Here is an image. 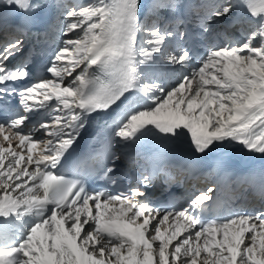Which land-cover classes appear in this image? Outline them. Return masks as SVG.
Here are the masks:
<instances>
[{
    "label": "snow or ice",
    "instance_id": "obj_1",
    "mask_svg": "<svg viewBox=\"0 0 264 264\" xmlns=\"http://www.w3.org/2000/svg\"><path fill=\"white\" fill-rule=\"evenodd\" d=\"M236 152L264 157V0H0V264H264Z\"/></svg>",
    "mask_w": 264,
    "mask_h": 264
},
{
    "label": "bare ground",
    "instance_id": "obj_2",
    "mask_svg": "<svg viewBox=\"0 0 264 264\" xmlns=\"http://www.w3.org/2000/svg\"><path fill=\"white\" fill-rule=\"evenodd\" d=\"M188 71L190 72L191 69L188 68ZM173 145L177 146V149H186V148H189L190 147V144H189L187 138H184V139H182L181 142H177L176 144H173ZM123 151L124 150H121V152H123ZM236 153H238V156H241V155H245L246 152H236ZM256 156L258 157V155H256ZM256 156H253V157L256 158ZM134 167L136 169L137 166L136 165H133L132 166L131 169H132L133 173L135 172ZM133 182H134V179H133Z\"/></svg>",
    "mask_w": 264,
    "mask_h": 264
}]
</instances>
